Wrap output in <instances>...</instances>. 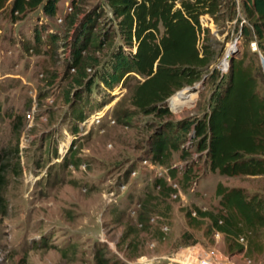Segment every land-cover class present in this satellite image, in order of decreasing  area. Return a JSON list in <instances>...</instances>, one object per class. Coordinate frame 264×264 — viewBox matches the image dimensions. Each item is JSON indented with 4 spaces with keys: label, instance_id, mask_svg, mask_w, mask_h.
Listing matches in <instances>:
<instances>
[{
    "label": "rangeland",
    "instance_id": "374dc122",
    "mask_svg": "<svg viewBox=\"0 0 264 264\" xmlns=\"http://www.w3.org/2000/svg\"><path fill=\"white\" fill-rule=\"evenodd\" d=\"M96 2L85 0L79 6L89 9ZM70 4L60 0L55 16L37 9L17 22L0 13V154L6 165L2 193L7 206L0 214V264H95L98 251L119 264H189L187 254H209L231 264H264V251L253 253L257 246L250 253L228 254L223 236L188 226L185 214L193 206L217 209L219 182L264 195V176L211 172L205 154L189 147L187 140L185 157L173 152L170 163L186 170L191 166L188 183L180 172L174 180L167 177L164 167L147 158V140L162 120L123 117L132 107L121 86L85 123L72 120L71 110L79 109L83 100L72 107L64 95L73 88L77 73L69 67ZM104 15L108 20L109 14ZM206 21L221 50L216 57L220 74L227 73L233 55L255 52L235 21ZM51 31L60 37L56 43L48 40ZM36 33L42 36L39 52L30 48ZM114 43H119L117 37ZM108 48H90L84 55L96 56L99 68ZM230 50L235 52L226 60ZM255 60L261 65L264 92V65L259 55ZM90 72L87 68V78ZM201 81L193 85L199 86L190 91L186 104L173 100L182 89L167 101L171 114L165 119L200 117L207 110L213 84L207 78ZM106 96L105 90L92 92L84 111L97 110ZM74 125L79 129L75 135ZM65 156L67 165L62 164ZM155 178L166 179L176 193L153 185ZM184 231L191 236L183 240ZM259 236L264 240V230Z\"/></svg>",
    "mask_w": 264,
    "mask_h": 264
},
{
    "label": "trees",
    "instance_id": "16d2710c",
    "mask_svg": "<svg viewBox=\"0 0 264 264\" xmlns=\"http://www.w3.org/2000/svg\"><path fill=\"white\" fill-rule=\"evenodd\" d=\"M59 1L0 0V13L11 22L22 20L37 9L53 17ZM83 1L71 0L70 13L66 16L73 30L68 41L69 67L77 73L73 88L64 95L72 107L83 100V108L80 104L79 109L70 112L75 123L84 122L100 111L110 101L111 92L121 86L127 90L132 107L123 117L142 115L162 120L157 121L147 140V158L164 167L167 177L174 180L180 172L182 181L188 183L191 166L187 165L188 170L179 168L170 159L176 151L185 157L189 147L205 154L211 172L227 177L264 176V92L261 65L255 60L258 53L233 55L227 73L220 74L216 57L221 50L216 47L217 41L209 27L200 23V16L205 14L215 24L219 20L234 21L237 16L232 0H98L89 9L79 6ZM241 11L248 23L237 24L236 30H240L247 43L255 41L264 55V0H242ZM106 13L108 20L104 18ZM105 22L108 28L103 29ZM47 37L53 43L60 38L53 31ZM41 40L42 36L36 33L30 48L39 52ZM106 45L108 52L98 68L95 64L99 59L84 54L90 48L103 50ZM87 68L91 69L88 78ZM206 78L213 84L207 110L200 117L165 119L171 114L167 101L184 87ZM99 89L106 91V98L97 105V110L92 107L85 112L90 95L97 94ZM72 132L74 135L79 132L76 125ZM187 140L189 147L184 145ZM63 158L62 164L67 165L68 158ZM2 159L0 154V214L7 208L2 193L6 183V165ZM167 184L164 178L153 180V185L176 193ZM215 195L217 209L193 206L186 211L188 226L203 228L205 235H222L228 254L249 253L255 246L261 248L264 195L250 194L243 187H228L220 182ZM186 236L191 234L184 231L183 240ZM241 238L246 242L241 243ZM95 264L119 263L108 261L98 251Z\"/></svg>",
    "mask_w": 264,
    "mask_h": 264
},
{
    "label": "built area",
    "instance_id": "2783aa9c",
    "mask_svg": "<svg viewBox=\"0 0 264 264\" xmlns=\"http://www.w3.org/2000/svg\"><path fill=\"white\" fill-rule=\"evenodd\" d=\"M232 1H233L234 5H235L236 16H237L236 19H238V22H236L237 21L236 19L234 21L239 26H242L243 24H247L248 22H247L245 16L243 15V13L241 11V2H242V0H232ZM207 19H209V16L207 14L200 16V23L202 24V26L207 25V21H206ZM204 20H205V22H203ZM239 32H240V30H239ZM233 42L236 43L237 42L236 39ZM251 48H252V50H254V51H256L258 53L261 61L263 62V65H264V56L259 51L255 41L251 42ZM28 115H29V113H28ZM85 122H86V120L84 121V123ZM184 258L187 260L186 263H189V264H231V263H229L230 261H228L227 259L217 260V259L213 258L209 254H202L200 256L197 255V256L192 257V258H191V256L189 254H187ZM144 264H151V263L149 261V262H146V263L144 262Z\"/></svg>",
    "mask_w": 264,
    "mask_h": 264
},
{
    "label": "bare ground",
    "instance_id": "6f19581e",
    "mask_svg": "<svg viewBox=\"0 0 264 264\" xmlns=\"http://www.w3.org/2000/svg\"><path fill=\"white\" fill-rule=\"evenodd\" d=\"M235 46L237 45V42H232ZM237 47V46H236ZM233 50L229 52V54L227 55L226 57V60H228L230 58V56L233 54ZM229 57V58H228ZM226 63V61H225ZM228 64V63H227ZM227 64H224V60L222 61V67H226ZM192 92H190V90L188 89H185V91L183 90L182 92H180L176 97L173 98L174 102L176 103V105H181V104H186L187 101H191V98L189 97V95L191 94ZM192 95V94H191ZM190 98V99H189ZM170 102V100H169ZM189 104V103H188ZM169 105H172L175 107V104H170ZM172 108V107H171Z\"/></svg>",
    "mask_w": 264,
    "mask_h": 264
},
{
    "label": "crops",
    "instance_id": "0c3cea01",
    "mask_svg": "<svg viewBox=\"0 0 264 264\" xmlns=\"http://www.w3.org/2000/svg\"><path fill=\"white\" fill-rule=\"evenodd\" d=\"M222 236V235H220ZM259 242H261V248H258L257 250H255L253 253L254 254H259L261 251L263 252L264 251V240L263 239H259ZM251 251H249L250 253Z\"/></svg>",
    "mask_w": 264,
    "mask_h": 264
},
{
    "label": "water",
    "instance_id": "95a60500",
    "mask_svg": "<svg viewBox=\"0 0 264 264\" xmlns=\"http://www.w3.org/2000/svg\"><path fill=\"white\" fill-rule=\"evenodd\" d=\"M235 52V51H234ZM233 52V53H234ZM201 83H202V81H201ZM201 83H199V84H201ZM199 85H196V86H193V87H188L187 89L188 90H190V91H193L195 88H197Z\"/></svg>",
    "mask_w": 264,
    "mask_h": 264
}]
</instances>
